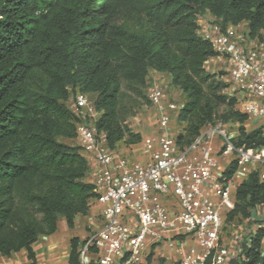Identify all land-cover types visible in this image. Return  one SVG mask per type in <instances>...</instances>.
Listing matches in <instances>:
<instances>
[{
    "label": "trees",
    "instance_id": "1",
    "mask_svg": "<svg viewBox=\"0 0 264 264\" xmlns=\"http://www.w3.org/2000/svg\"><path fill=\"white\" fill-rule=\"evenodd\" d=\"M200 14L224 27L246 21L251 36L263 37L264 0H0V254L25 249L24 264H37L39 237L56 232L60 218L75 227L96 201L90 162L76 143V92L94 99L111 147L135 146L144 137L127 122L124 84L147 90L151 71L167 73L186 94L176 117L182 147L218 120L240 124L236 145L264 147L263 128L246 127L251 119L238 95L223 92L228 84L207 71L218 53L198 33ZM237 170L233 160L226 174ZM259 205L264 183L254 170L239 183L226 220L252 216ZM263 236L261 227L251 245L245 240L247 259L233 264H264ZM87 239L71 238L68 264H82Z\"/></svg>",
    "mask_w": 264,
    "mask_h": 264
},
{
    "label": "built area",
    "instance_id": "2",
    "mask_svg": "<svg viewBox=\"0 0 264 264\" xmlns=\"http://www.w3.org/2000/svg\"><path fill=\"white\" fill-rule=\"evenodd\" d=\"M207 15H198V33L227 62L229 83L242 110L258 119L264 131V36L253 37L231 24L224 27ZM148 91L157 123L143 138V159L109 145L107 134L98 129L100 111L89 94L79 91L71 97L79 117L76 142L93 163L100 205L98 222L87 226L82 264H148L150 251L164 244L175 249L180 264H207L209 259L211 264H233L239 255L246 260L243 241L251 245L250 236L264 223L254 231L244 226L229 244L223 242L224 226L236 205L240 170H258L264 183V147L236 145L235 132L222 120L208 123L182 147L173 126L181 104L170 100L168 85L159 79H152ZM228 158L238 165L231 177L223 166ZM260 212L264 215L263 205L252 216Z\"/></svg>",
    "mask_w": 264,
    "mask_h": 264
},
{
    "label": "rangeland",
    "instance_id": "3",
    "mask_svg": "<svg viewBox=\"0 0 264 264\" xmlns=\"http://www.w3.org/2000/svg\"><path fill=\"white\" fill-rule=\"evenodd\" d=\"M207 16H213L212 14H208ZM239 30H248L249 26L246 21L242 22V24L238 25ZM262 35L264 36V30H262ZM206 68L208 72L216 74V76L226 82L228 86L223 90V92L227 94H233L232 88L229 83V75H228V65L227 62L217 56L213 57L212 59L210 58L206 62ZM138 90V89H137ZM149 89H143L140 91H134V89H131L127 86V84H124V95L122 96V105L124 106V110H127L129 113V116L127 118V122L129 123L130 127L133 130H148L149 127L155 125L157 122V114L154 110V108L148 104L147 102V94ZM182 96L183 98L186 97L185 92L181 90V96H180V101H182ZM186 99V98H185ZM178 123V122H177ZM247 128L252 129L254 127L259 126V121L258 119L254 120H249L247 121ZM182 125L180 123L177 124ZM231 130L235 132L237 135L239 133V126L240 124L237 122H233L232 124L229 125ZM122 148V147H121ZM125 148H122V150ZM124 151V150H123ZM230 164V158L227 160L223 161V166L224 168H227ZM254 165H249L248 168L253 169ZM245 173V171H243ZM239 176V175H238ZM238 180H240L238 178ZM241 181V180H240ZM91 217V212L89 213L88 217ZM263 213H256L254 216H249V217H235L231 220H226L225 226H224V235H223V242L226 244H229L232 241L233 236L239 231L241 228L244 226H249L252 228V231L257 230L260 225L264 223V217ZM88 217L85 218V221L88 220ZM252 218V219H251ZM81 221H84L81 219ZM87 222H83V226L86 227L87 229ZM87 225V226H86ZM81 235L83 237L87 236L85 235V229L79 230ZM245 241V239H244ZM243 241V242H244ZM151 256V261L153 262L148 264H159L161 262H165V264H175L176 263V258L177 256L175 255V249L169 246L168 244L160 245L156 249H152L150 251V254L148 257ZM240 259V255L238 256Z\"/></svg>",
    "mask_w": 264,
    "mask_h": 264
},
{
    "label": "crops",
    "instance_id": "4",
    "mask_svg": "<svg viewBox=\"0 0 264 264\" xmlns=\"http://www.w3.org/2000/svg\"><path fill=\"white\" fill-rule=\"evenodd\" d=\"M150 74H151L152 79H159L160 81L168 85L170 100L173 99V101L181 105L184 104V102L186 101L185 99L186 97L183 98L182 96L183 102L180 101L182 89L175 87L171 84V77L169 74L159 72L156 70L151 71ZM70 104H71V100H70ZM178 114H179V111L173 114V118H174L173 126L175 127L176 131H181L184 125L183 124L179 126L177 125L178 123H177L176 117ZM156 123L155 125L149 127L148 130L138 129L135 131L141 132L143 137H145L154 132V130L156 129ZM245 125L246 127H248L247 124ZM69 142H74V141L69 140ZM121 146L122 148H125L123 149L124 151H126L128 154H131L136 159H143L146 157L142 144L127 147V145H125L124 143H121ZM130 148H132V150ZM83 154L86 155L85 152H83ZM90 166L92 168L93 166L92 162H90ZM238 175H239V179L242 181L244 178L248 176V173L244 174L240 170ZM90 177L92 179V173L90 174L89 178ZM99 209H100V205L95 201L90 211L91 217L90 216L88 217V215L87 216H83V215L77 216L75 227L73 228H70L67 225V222L64 218H60L57 231L50 235H41L38 241L33 245V248L37 253V264H68L71 238L73 236H79L82 239L86 237V236L83 237L81 233H79L80 232L79 230L85 229L86 230L85 235L88 234V229H86V227H84L82 223L88 221L87 222V225H88L90 222H98L97 214L99 212ZM86 217H88V220L85 221ZM81 219L84 221H81ZM28 261H29L28 253H27V250L25 249H22L18 252H14L10 256H4L0 254V264H24Z\"/></svg>",
    "mask_w": 264,
    "mask_h": 264
}]
</instances>
